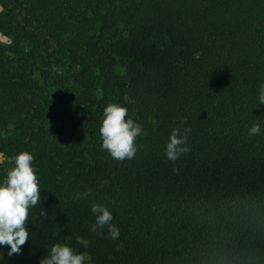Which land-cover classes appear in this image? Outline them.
Masks as SVG:
<instances>
[{
	"label": "trees",
	"instance_id": "1",
	"mask_svg": "<svg viewBox=\"0 0 264 264\" xmlns=\"http://www.w3.org/2000/svg\"><path fill=\"white\" fill-rule=\"evenodd\" d=\"M0 35V176L28 151L41 188L6 264L54 242L91 264H264V0H2ZM109 102L143 129L133 159L101 148ZM93 203L118 240L90 230Z\"/></svg>",
	"mask_w": 264,
	"mask_h": 264
},
{
	"label": "clouds",
	"instance_id": "2",
	"mask_svg": "<svg viewBox=\"0 0 264 264\" xmlns=\"http://www.w3.org/2000/svg\"><path fill=\"white\" fill-rule=\"evenodd\" d=\"M258 104L264 105V82L259 85ZM99 133L101 148L116 160L133 159L137 152L136 138L143 134L141 125L128 117V110L118 102H109L102 110ZM261 133L260 125L253 124L249 135ZM188 130L183 134L174 128L169 134L164 154L166 158L175 162L180 156L190 151L187 144ZM34 156L31 152L21 150L8 160L9 167L0 176V264H6L3 248L7 245L8 257L21 252L22 246L29 239L26 221H29V211L40 205L41 195L36 169L33 164ZM174 172L179 169L173 168ZM90 211L94 216V223L90 230L103 235L101 231L108 229L109 238L118 240L120 231L112 223L113 215L104 204L93 203ZM39 215L47 218V212L40 207ZM76 242L84 248L89 241L77 235ZM38 264H91L85 253L76 251L66 242L52 243Z\"/></svg>",
	"mask_w": 264,
	"mask_h": 264
},
{
	"label": "rangeland",
	"instance_id": "3",
	"mask_svg": "<svg viewBox=\"0 0 264 264\" xmlns=\"http://www.w3.org/2000/svg\"><path fill=\"white\" fill-rule=\"evenodd\" d=\"M1 10H2V0H0V11H1ZM0 37H2V38H3V36H2V35H0ZM0 159H2V158H1V155H0ZM12 259H13V261H14V262H18V261H19V259H18V258H16V257H13Z\"/></svg>",
	"mask_w": 264,
	"mask_h": 264
}]
</instances>
